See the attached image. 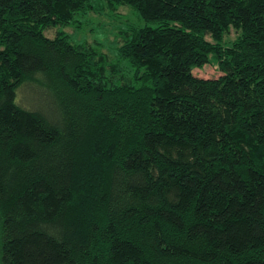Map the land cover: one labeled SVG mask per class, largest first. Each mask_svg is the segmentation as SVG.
<instances>
[{"label":"trees","instance_id":"obj_1","mask_svg":"<svg viewBox=\"0 0 264 264\" xmlns=\"http://www.w3.org/2000/svg\"><path fill=\"white\" fill-rule=\"evenodd\" d=\"M102 1L0 0V264H264V0Z\"/></svg>","mask_w":264,"mask_h":264},{"label":"rangeland","instance_id":"obj_2","mask_svg":"<svg viewBox=\"0 0 264 264\" xmlns=\"http://www.w3.org/2000/svg\"><path fill=\"white\" fill-rule=\"evenodd\" d=\"M87 14H78L68 26L60 28L69 34L74 43L87 42L97 47L100 52L108 55L111 62L118 60L117 49L120 46V34L124 29L129 31L133 26H143L138 12L128 5L112 6L108 2L98 0ZM58 28L46 32L49 37H54ZM236 38L231 31L225 38V42H232ZM210 64L202 69H195V74L204 78H213L221 75L219 66L214 58Z\"/></svg>","mask_w":264,"mask_h":264}]
</instances>
